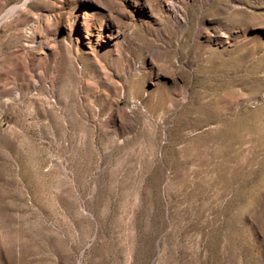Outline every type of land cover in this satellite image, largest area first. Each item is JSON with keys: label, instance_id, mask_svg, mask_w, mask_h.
Instances as JSON below:
<instances>
[{"label": "rangeland", "instance_id": "1", "mask_svg": "<svg viewBox=\"0 0 264 264\" xmlns=\"http://www.w3.org/2000/svg\"><path fill=\"white\" fill-rule=\"evenodd\" d=\"M0 264H264V0H0Z\"/></svg>", "mask_w": 264, "mask_h": 264}, {"label": "bare ground", "instance_id": "2", "mask_svg": "<svg viewBox=\"0 0 264 264\" xmlns=\"http://www.w3.org/2000/svg\"><path fill=\"white\" fill-rule=\"evenodd\" d=\"M12 9L9 10V12L11 11Z\"/></svg>", "mask_w": 264, "mask_h": 264}]
</instances>
